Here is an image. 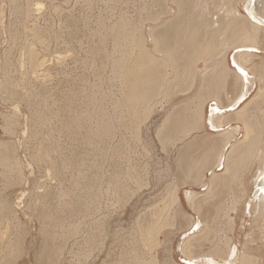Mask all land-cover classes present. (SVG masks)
Masks as SVG:
<instances>
[{
  "label": "bare ground",
  "instance_id": "6f19581e",
  "mask_svg": "<svg viewBox=\"0 0 264 264\" xmlns=\"http://www.w3.org/2000/svg\"><path fill=\"white\" fill-rule=\"evenodd\" d=\"M12 1L11 14L15 20L6 22L11 45L0 61V90L6 93V96L2 94V98L18 101L28 110V136L36 141L42 139L35 141V154H30L31 161L33 159L40 170L48 165L42 174L44 179H52L51 170L67 169L70 178H74L71 181L74 187L63 186V183L47 186L43 180L40 183L35 174L28 197L24 196L27 193L24 190L18 194L15 192L13 199L11 192L7 194L8 188L21 185L31 177L29 175H33L31 170L32 174L28 173L26 177L21 164L23 160L20 162L17 159V143L10 139L18 132L21 122L18 106H11V114L1 116L3 132L9 139H0V174L4 177L3 189L0 190V264H11L21 257H28L34 264H60L70 236L76 235L71 238L70 248L66 247L68 253L80 239V243L86 240L83 235H78L81 233L78 228L71 226L74 219H79L78 214L95 210L100 214L99 219L110 218L102 213L106 202L102 205L101 198L127 204L125 211L122 210L124 215H130V229L120 232L119 227L120 230L113 233L122 245L128 244L131 248L135 245L132 250L120 254L127 253L128 256L133 251L127 257L133 264H264V114L261 113L264 112V0H140L141 6L132 18L121 14L113 25L105 27L99 20L101 29L97 27L98 31L95 30L98 42L94 43L92 39L93 31V41H87L90 44L86 45L87 57H82L89 59L87 62L93 74L94 63L98 70L108 68L120 87L119 93H116L119 97L109 103L111 116L102 115L104 117L100 116L96 122V119L93 120L95 123L90 118L96 103L91 96L93 93L88 97L80 96V100L63 96L50 108L46 103L49 99L44 98V89L40 86L38 90L43 96L38 107L31 105L32 95L25 89L11 88V85L17 87L19 83L25 85L29 82L43 85L52 80L51 66L63 69L67 60V53H64L66 56L51 54L46 49L49 42L47 37L44 39L46 28L31 26L27 32L24 31V22H29L30 12H42V0ZM52 8L53 13L58 9L64 11L60 7ZM73 20L71 28L75 26ZM30 35L29 42H26V36ZM110 39L112 49L107 48ZM69 60L78 61L76 55ZM10 68L17 74L10 76ZM75 83V80L67 81L68 85ZM104 100L99 102L100 110L105 107ZM165 105L169 109L162 112L164 114L159 121L157 119L152 132L166 157L173 155L175 165L172 163V167H165L173 178L166 183L158 180L163 184V188L159 185L161 190L158 195L154 191L142 193L138 188L137 192L133 186L140 183L143 175H147L151 164L146 162L140 166L138 159L132 161L134 151L126 135L129 132L130 138L142 148L145 143L152 144V138L150 140L145 131V122L154 118ZM52 113L59 118L58 132L55 130L58 123L53 126L54 122L49 117L54 118ZM114 113H117L115 119ZM53 130L71 141L72 149L68 157L54 153L55 150L57 153L55 145H59L60 141L54 142ZM143 131L145 140L141 136ZM24 142L21 146L27 150V141ZM78 143L84 144L83 156L75 150ZM153 147L150 145L148 149ZM54 154L55 157H52ZM85 159H92L89 161L94 164L85 166ZM106 159L111 161L108 176L102 175V162ZM156 171L160 179L164 171L162 168ZM158 181L154 183L156 186ZM142 185L139 184V189ZM25 197L28 199L24 200ZM17 209H23V216L29 218L25 221L36 220L38 226L35 227L36 233L33 232L37 238L28 227L24 228ZM55 212H65L66 215H56ZM58 219H68L71 227L56 230L55 221ZM105 223L99 221L94 231L98 245L104 243L105 237L101 236L100 230ZM145 244L150 249H146ZM140 245L145 249L140 251ZM116 259L107 264H119Z\"/></svg>",
  "mask_w": 264,
  "mask_h": 264
},
{
  "label": "rangeland",
  "instance_id": "374dc122",
  "mask_svg": "<svg viewBox=\"0 0 264 264\" xmlns=\"http://www.w3.org/2000/svg\"><path fill=\"white\" fill-rule=\"evenodd\" d=\"M17 1V0H16ZM19 1V0H18ZM113 1V2H112ZM9 2H10V4H9ZM20 2H22V0H20ZM45 2V3H44ZM140 0H42V2H41V6H43L42 7V12L40 13V14H35V13H32V12H30V18H28V20H29V22L28 21H25L24 22V24H25V28H24V31H26L27 32V30H28V27L29 28H31V26L34 28V27H36V28H42L43 30H45V28H46V30H45V32H44V34H45V36H44V39H45V37H47V39H49V42L47 43V47H49V48H47L46 47V49H48V51L50 50V53L52 54L53 52V54H64V53H67V60H66V67H64L63 69H55V68H53L52 66H51V71L49 70V72H50V77L52 78V80L50 79V81H48V82H46L45 84H43V85H40V84H35V83H27V84H25V85H19V84H21V83H19L18 85H17V87H14V85H11V86H13V87H11L10 85V87L11 88H16L17 90H21V88H22V90H24L25 89V91H27V92H29L31 95H32V100H31V105L32 106H34V107H38V102H39V100L42 98L41 96H43V95H40L41 93L39 92V90L38 89H40V88H38L39 86L42 88V89H44V91H43V93H44V98L45 99H49L46 103H48L47 105H48V107H52L53 108V104L54 103H57L58 102V100H60V99H63V96H71V97H73L74 99H76V100H80L81 99V97H88V96H90L92 93L94 94H92L91 96L92 97H94L96 100H94V101H96V103L94 102V111H92L93 112V114H92V112H91V114H90V118L92 119V123H95L97 120H99L100 119V116H101V118L102 117H104L105 115H110L111 116V112H112V109H111V107H109L110 105H109V103H111L113 100H115V99H117L119 96H118V94H116V93H119V87H120V83L118 82V80L116 79V78H114V76H113V74H112V72L108 69V68H106V69H104V70H98V68L96 67V64L94 63V74H93V70H92V68L89 66L90 64L88 63L89 61V59L87 58V59H84V57L86 58L87 56V53H86V48H87V46H88V44H90L91 43V41H93L94 40V43H96V42H98V41H96L97 39H98V32L96 33L95 32V30H97L98 31V28L99 29H101V26L102 27H105V26H108V25H113L119 18H120V16H124V17H127V18H132V17H134V16H136L137 15V10H139V8L138 7H140L141 5H140ZM13 3V1L11 0H0V61L2 60L1 58H3V56L5 55L4 53H7V51H8V48H9V46L11 45V40H10V36H9V32H8V29L6 28V22H8V20H15V19H13V17L14 16H12V14H11V7H12V4ZM47 3V4H46ZM52 3V4H51ZM2 4V5H1ZM92 4V5H91ZM66 5V6H65ZM2 6V7H1ZM9 6V7H8ZM55 6L57 7V8H62L64 11H62V10H60L59 11V9H58V11H54L55 13H53V8L52 7H54L55 8ZM59 6V7H58ZM80 7V8H79ZM83 7V8H82ZM87 8V9H86ZM119 9V10H118ZM2 10V11H1ZM56 10V9H55ZM65 10H68L67 11V13L65 12ZM74 10V11H73ZM78 11V12H77ZM124 11V12H123ZM3 12V13H2ZM57 12H60V14L59 13H57ZM71 12L72 13H74V14H71ZM83 12V13H82ZM87 12V13H86ZM90 12V13H89ZM126 12V13H125ZM45 13H46V15H45ZM68 13L70 14V15H68ZM130 13V14H129ZM8 14V15H7ZM97 14V15H96ZM122 14V15H121ZM75 17H74V16ZM81 15V16H80ZM85 15V16H84ZM38 16H39V18H40V16H42L40 19H38ZM61 16V17H60ZM63 16V17H62ZM70 16V17H69ZM100 17V18H99ZM3 20H2V19ZM15 18V17H14ZM36 18V19H35ZM60 18V19H59ZM63 18V19H62ZM72 18V19H71ZM110 18V19H109ZM50 19L52 20V21H50ZM70 19V20H69ZM74 19V20H73ZM77 19V20H76ZM85 19V20H84ZM7 20V21H6ZM59 20V21H58ZM62 20V21H61ZM67 20H69V22L67 21ZM74 21V25L76 26H72V28H73V31H72V28L70 27L72 24L70 23L71 21ZM81 20V21H80ZM83 20V21H82ZM99 20H100V22L102 23L103 22V24H104V26H103V24L100 26L99 24H100V22H99ZM103 20H105V21H103ZM112 20V21H111ZM35 21V22H34ZM38 23H37V22ZM78 21H79V24H78ZM94 21V22H93ZM2 22V23H1ZM49 22V23H48ZM64 22V23H63ZM82 22V23H81ZM33 23V24H32ZM36 23H37V25H36ZM58 23H59V26H57L58 25ZM84 23V24H83ZM2 24L4 25L3 27H2ZM21 23H19V25H20ZM44 24V25H43ZM45 24H46V26H45ZM49 24V25H48ZM77 24V25H76ZM27 25V26H26ZM23 26V25H22ZM22 26H20V27H22ZM89 26V27H88ZM2 27V28H1ZM98 27V28H97ZM52 28V29H51ZM55 28V29H54ZM64 29H65V31H64ZM69 29L71 30V32H69ZM78 29V30H77ZM80 29V30H79ZM57 30V31H56ZM59 30V31H58ZM62 30H63V32H62ZM68 30V31H67ZM75 30H77V31H75ZM81 30H83V31H81ZM4 31V32H3ZM5 31H7V32H5ZM50 31V32H49ZM54 33H53V32ZM81 31V32H80ZM93 31H94V37L92 38V33H93ZM73 32L75 33V34H73ZM78 32L80 33V34H78ZM48 33V34H47ZM51 33V34H50ZM70 33V34H69ZM82 33V34H81ZM91 33V34H90ZM77 34V35H76ZM97 34V35H96ZM54 35V36H53ZM70 35V36H69ZM74 35H76V37H73ZM80 35V36H79ZM89 35V36H88ZM3 36H4V39H3ZM50 38H49V37ZM53 36V37H52ZM58 36V37H57ZM85 36V37H84ZM31 37V35L30 36H26V39H25V41L26 42H29V38ZM51 37H52V39H51ZM55 37V41L53 40V38ZM95 37H97V38H95ZM71 40H70V39ZM80 39V40H77V39ZM81 38H82V40H81ZM83 38H85V39H83ZM89 38V39H88ZM93 40H92V39ZM87 39V40H86ZM41 40V39H40ZM79 41H81L79 44H78V42ZM6 41H7V43H6ZM62 41V42H61ZM76 41V42H75ZM87 41H90V43H88ZM96 41V42H95ZM5 42V43H4ZM64 42V43H63ZM72 42V43H71ZM75 42V43H74ZM85 42H87V44L85 43ZM110 42H111V39L110 40H108L107 41V48L108 49H112V46H111V44H110ZM57 44V45H56ZM85 44V45H84ZM49 45V46H48ZM82 45V46H81ZM87 45V46H86ZM6 47V48H5ZM73 48V49H72ZM84 48V49H83ZM3 50V51H2ZM7 50V51H6ZM70 52V54H69V52ZM79 51V52H78ZM81 51V52H80ZM77 52V53H76ZM76 55L77 56V60L78 61H76L75 63L74 62H70V60H69V58H71L73 55ZM2 56V57H1ZM64 56H66L65 54H64ZM82 56H84V57H82ZM13 57H16L15 55L13 56ZM69 57V58H68ZM83 59V60H81V58ZM25 61H26V58H25ZM83 61V62H82ZM88 61V62H87ZM77 62H78V64H77ZM1 63V62H0ZM26 63V62H25ZM68 63V64H67ZM70 63V64H69ZM80 63V64H79ZM87 63H88V65H87ZM81 65V66H80ZM198 66H199V68H201L202 67V65L200 64V63H198L197 64ZM88 66V67H87ZM1 64H0V69H1ZM91 69H90V68ZM83 70H82V69ZM86 68V69H85ZM88 69V70H87ZM90 69V70H89ZM25 70H27V67H26V64H25ZM57 70H58V72H57ZM80 70H81V72H80ZM13 71V68H10V71H9V74H10V76H13V75H16L17 73H16V71L15 72H12ZM64 71V72H63ZM70 71V72H69ZM84 71V72H83ZM89 71V72H88ZM79 72V73H78ZM90 72L92 73V76L90 75ZM108 72V73H107ZM13 73V74H12ZM15 73V74H14ZM71 73V74H70ZM109 73H111V74H109ZM75 74V75H74ZM78 74V75H77ZM2 70H0V82H1V78H2ZM73 75V76H72ZM84 75V76H83ZM94 75V76H93ZM109 75V76H108ZM71 76V77H70ZM75 76V77H74ZM78 76V77H77ZM81 76V77H80ZM103 76V77H102ZM109 79H108V78ZM68 78V79H67ZM74 78H76V79H74ZM103 78V79H102ZM75 80V84H73V86L72 85H68L67 84V81H70V80ZM111 79V80H110ZM116 79V80H115ZM65 80H66V82H65ZM79 80V82H77ZM89 80V81H88ZM91 80V81H90ZM93 80V81H92ZM98 80V81H97ZM100 80V81H99ZM115 80V81H114ZM57 81V82H56ZM51 82V83H50ZM82 82V83H81ZM50 83V84H49ZM91 83V84H90ZM104 83V84H103ZM11 84H13V83H11ZM93 84H95L94 85V87H96L95 89H97V90H95L94 88H93ZM117 84V85H116ZM83 85H84V88H83ZM89 85V86H88ZM24 86H25V88H24ZM29 86V87H28ZM50 86H52V87H49ZM66 86V87H65ZM75 86V87H74ZM92 86V88L90 89V87ZM98 86V87H97ZM72 87V89L74 88V90L72 91V89H70ZM80 87H82V88H80ZM87 87H89V89H88V91H87ZM100 87V88H99ZM37 88V89H36ZM49 88V89H48ZM69 88V89H68ZM77 88H79V89H77ZM102 88V89H101ZM117 88H118V90H117ZM46 89V90H45ZM48 89V90H47ZM64 89V90H63ZM86 89V90H85ZM19 90V91H20ZM32 90H34V91H32ZM54 90V91H53ZM69 90V91H68ZM85 92H84V91ZM102 90H103V92L104 93H102ZM45 91H46V93H45ZM50 91H52V92H50ZM97 91V92H96ZM55 92V93H54ZM57 92V93H56ZM68 92V93H67ZM88 92H89V94H88ZM91 92V93H90ZM4 93V95L6 96V93L4 92V91H1L0 90V139H9L8 138V136L3 132V129H2V119H1V116H3V115H5V116H7V115H10L11 114V106H18L17 107V109H18V115L20 116V121L21 122H19V124H18V127H17V131L18 132H16L15 134H13L11 137H10V139H11V141H14L15 143H17V144H19V145H17L16 144V151H18V152H16V154H17V159L21 162V159L23 160L22 162H21V164H22V167L24 168V173H25V175H26V177L31 173L32 174V172H33V175H29V176H31V177H28L27 178V180L26 181H23L22 182V184L21 185H19V186H12V187H10V188H8L7 190H6V192H7V194H9L10 195V192L13 194H11L10 195V197H11V199H13V196H15L14 195V193L15 194H18L19 193V191L20 190H24L25 192H27V193H25V195L24 196H27L28 197V193H29V191H30V189L32 188V186L31 185H33V181H32V178L35 176V174H36V178L39 180V182L41 183V180H43V181H45V183H47V186H54V185H57L58 183L59 184H62L63 186H69V185H72V183H71V181H73L74 180V178H70V176H71V174H69V172L67 171V169H58L57 170V172H55V170L56 169H54V170H51V173H53V176H52V179L51 180H45L44 179V175H42V174H44V169H46L47 167H48V165L46 164L43 168L44 169H42L41 168V170L40 169H38V167L36 166V165H34L35 163H34V160L32 159V161H31V158H32V156L30 155L31 153L33 154V152H35V147H36V143H35V139H33L31 136H28V133H27V131H26V128H27V122H26V119H27V116L29 115V112H28V110L26 109V107L23 105V104H21L20 102H18V101H15V100H5V99H3L4 98V95L2 96V94ZM38 94V96H36L37 94ZM42 93V94H43ZM48 93V94H47ZM78 93H79V95H78ZM82 93V94H81ZM67 94V95H66ZM98 94V95H97ZM47 95V96H46ZM83 95V96H82ZM81 96V97H80ZM98 98H97V97ZM116 96V97H115ZM3 97V98H2ZM34 97H36V98H34ZM102 97H104L105 98V100H104V98H102ZM39 98V99H38ZM50 98H52V99H50ZM58 98V99H57ZM108 100H107V99ZM100 101H99V100ZM102 99V100H101ZM35 100H36V102H35ZM38 100V101H37ZM103 100H104V103H105V107H103L102 106V110H100L101 109V105H100V103L101 102H103ZM11 101H13V102H11ZM176 101V100H175ZM174 101V102H175ZM100 102V103H99ZM14 103V104H13ZM50 103H51V105H50ZM99 103V104H98ZM108 103V105H106ZM12 104V105H11ZM37 104V105H36ZM9 105V106H8ZM98 106V107H97ZM99 106H100V108H99ZM264 106V105H263ZM47 107V108H48ZM97 109H99V110H97ZM106 109V110H105ZM169 109V106L167 105H165L159 112H157L155 115H154V118H152V119H148L145 123H147V125H146V130L145 131H147L148 132V136L147 137H150V140H151V138H152V144H146L145 143V145L143 146V148H142V146L137 142V141H135L134 139H132V138H130V136H129V132H127V135H126V133H124V135H126V137H127V140H128V142H131L130 144H131V146H132V148H133V151H134V153L132 154L133 156H131V159H132V161H133V159H134V161L133 162H135L136 161V159H138V163H139V165L140 166H143L144 165V163H149V164H151V167H149V171L148 172H146L147 173V175L145 176V175H143L141 178H140V183H138V185H136V186H133V188H135V189H133V190H136L137 192H138V190L139 191H141L142 193L144 192V193H147V192H153L154 191V193H156L157 195L159 194L158 192L161 190V188L159 189V185L161 184L162 185V188H163V184L162 183H160L162 180V182L163 183H166L168 180L170 181L173 177H172V173H170V172H168V170H167V168L169 167V166H171V164L172 165H175L174 164V162H172V161H174L173 159H172V156L171 157H166V155H165V152L161 149V147L159 146V144H158V142H156V139H155V137H154V133L152 132L153 131V128H154V126H155V124H157L158 123V121L160 120V118H161V116L165 113V111H167ZM7 110V111H6ZM104 110V111H103ZM165 110V111H164ZM96 112V114H94ZM102 112H104V113H102ZM162 112H164V113H162ZM10 113V114H9ZM102 113V114H101ZM262 114H264V112L262 111L261 112ZM47 114L48 115H51V113L49 112V111H47ZM52 115H55V114H53L52 113ZM91 115H93V116H91ZM96 115V116H95ZM102 115H104V116H102ZM114 119L116 118V116H117V113L115 114L114 113ZM95 116V117H94ZM50 117V119H52V122H54V123H52V125L54 126V124H55V122L56 123H58V124H55L56 125V131L58 130L57 129V126H59V118L57 119V116L55 115V116H53L54 118H52L51 116H49ZM96 117H99V118H96ZM23 118V119H22ZM56 119V120H55ZM96 119V120H95ZM157 119H158V121H157ZM24 120V121H23ZM54 120V121H53ZM93 120H95V122L93 121ZM58 121V122H57ZM156 122V123H154V122ZM151 122V123H150ZM153 122V123H152ZM145 123H144V125H145ZM151 124V125H150ZM143 125V126H144ZM24 126H26V127H24ZM142 126V127H143ZM23 128H25V129H23ZM119 130H122L123 132H124V130L123 129H120V128H118ZM26 131V132H25ZM55 131V133H54V130L52 131V135H53V140H54V142H55V140H56V143H57V141L59 142V143H57V144H59V145H55V147H57L58 148V151H57V153H56V150H55V154L57 155V156H63V157H68L69 156V154H70V150L72 149V145H71V141L68 139V141H67V137H65L64 136V134H61V133H57ZM21 132V133H20ZM23 132H25V133H23ZM126 132V131H125ZM144 132V131H143ZM41 133V132H40ZM44 133V132H43ZM43 133L41 134V137L43 136ZM21 134V135H20ZM60 134V137L58 136ZM144 134H145V132L144 133H142V138L144 139ZM22 135H24L25 137H22ZM16 136V137H15ZM27 136V137H26ZM129 136V137H128ZM32 139H31V138ZM45 137H46V135H45ZM146 137V138H147ZM23 139V140H21V139ZM55 138V139H54ZM60 138V139H59ZM63 138V139H62ZM130 140H129V139ZM19 140H21V142L19 141ZM33 140V141H32ZM42 139L41 138H39L36 142H39V141H41ZM145 140V139H144ZM146 140H148V138L146 139ZM149 140V141H150ZM19 141V142H18ZM26 142L27 141V146H28V148H27V150H23V147L21 146V143L23 144V142ZM63 141H65V142H63ZM67 141V142H66ZM113 141H115V140H113ZM112 141V142H113ZM24 142V143H25ZM68 142H69V144H68ZM60 143H61V146H60ZM74 143V142H73ZM138 143V144H137ZM29 144H30V146H29ZM55 144V143H54ZM79 144L81 145V143H78V146L76 145V151L80 154V152L81 151H84L85 149H83V146L82 145H84V144H82L81 146H79ZM33 145H35L34 147H32ZM67 147H66V146ZM149 147L150 145H154V149L152 148H150V149H148V147ZM60 146V147H59ZM63 146V147H62ZM69 146H71V147H69ZM64 147H66V148H64ZM69 147V148H68ZM81 149H80V148ZM71 148V149H70ZM61 149V151H59ZM63 149H65L64 151H62ZM68 149V150H67ZM80 149V150H79ZM19 150H20V153H19ZM30 150V151H29ZM34 150V151H33ZM150 150V151H149ZM22 151V152H21ZM26 151V152H25ZM67 151V152H66ZM69 151V152H68ZM24 152V153H23ZM61 152H63V153H61ZM65 152V153H64ZM152 152H153V154H152ZM22 153V154H21ZM68 153V154H67ZM18 154H20V156L18 155ZM26 154V155H25ZM35 154V153H34ZM33 154V155H34ZM55 154L52 156V157H55ZM63 154V155H62ZM83 154V152H81V156H83L82 155ZM146 154V155H145ZM172 154H173V152H172ZM25 155V156H24ZM66 155V156H65ZM21 157V158H19V157ZM23 158H26V159H23ZM168 159V160H167ZM169 159H171V160H169ZM25 160V161H24ZM92 160V159H85L84 160V163H85V166L88 164V165H91V164H94V163H92V162H90V161ZM165 160V162H163ZM86 161V162H85ZM109 161V162H108ZM168 161L170 162V164L168 163ZM33 162V163H32ZM89 162V163H88ZM106 164H104V163ZM102 162V166H103V170L104 171H102V175H104V176H108L110 173V168H111V166H110V160H108V159H106V162H105V160ZM158 163V164H157ZM161 163V164H160ZM26 164H27V166L29 165V168L30 167H32L30 170H29V168L26 166ZM33 165V166H31V165ZM25 167H24V166ZM166 165H168V167L167 168H165L166 167ZM106 166V167H105ZM109 166V167H108ZM162 166V167H161ZM36 167H37V169H36ZM172 167V166H171ZM28 168V169H27ZM34 168V169H33ZM107 168V169H106ZM108 168H109V170H108ZM162 168V172L164 173V175L162 174L161 176H160V179H159V175L157 174L158 172L156 171V170H158V169H161ZM164 168L166 169V171L164 170ZM106 169V170H105ZM31 170H32V172H31ZM36 171V173H35V171ZM26 171V172H25ZM43 171V172H42ZM53 171V172H52ZM109 171V172H108ZM152 171V172H151ZM42 172V173H41ZM155 172H157V173H155ZM29 173V174H28ZM39 173H41L40 175H41V177H40V175H39ZM168 174V175H170L171 177H169L168 175V178H167V176L165 177V174ZM56 174V175H55ZM64 174H65V176H64ZM61 175V176H60ZM73 175V174H72ZM158 175V176H157ZM33 176V177H32ZM157 176V177H156ZM40 179H39V178ZM163 177H165V179H166V181H165V179L163 178ZM3 176L0 174V183L2 182V184H0V190H1V188H2V186H3ZM57 178V179H56ZM63 178H64V180H63ZM158 178V179H157ZM169 178H171V179H169ZM56 179V180H55ZM28 180H29V182H30V180H31V182H30V184H29V182H28ZM60 180V181H59ZM141 180H143V181H141ZM158 180H161L160 182L158 181ZM43 181H42V184H43ZM53 181V182H52ZM65 181H67V182H65ZM157 181H158V184H157V186L155 185L156 183H157ZM144 182V183H143ZM24 183V184H23ZM146 183V184H145ZM152 183V184H151ZM155 183V184H154ZM26 184V185H25ZM139 184H143L142 186H140V188L141 189H139ZM145 184V185H144ZM26 187H25V186ZM28 185V186H27ZM155 185V186H154ZM72 187H74L73 185H72ZM14 188H16V190L14 189ZM21 188V189H20ZM25 188V189H24ZM137 188H138V190H137ZM3 189V188H2ZM11 189H14V190H11ZM29 189V190H28ZM27 190V191H26ZM14 191V192H13ZM18 191V192H17ZM155 194V195H156ZM156 195V196H157ZM156 196H154V197H156ZM27 197H25V199L24 200H26V199H28ZM67 200H69V197H67L66 198ZM101 202H102V205H105L104 203L106 202V205H105V207L103 208V210H102V213H104L105 212V214L108 216V217H110L109 219H107V218H105V219H99V216H100V214L98 213V212H96L95 210H94V212L92 211V210H89L88 211V213L86 214V213H80V214H78L77 216L79 217V219L78 218H76V219H74L73 221L75 222H73V225H71L72 227H76V228H78V230L81 232L80 234H78V235H83V237H85L86 238V240L85 241H83V243H80L81 241H82V239H80L79 241L80 242H78L77 244H76V246L75 245H73L74 246V248L72 247L71 249H70V251H69V253H68V251H66L67 249H69L70 248V245L72 244V237H74V236H76V235H73V236H70L71 238H68V245L66 244V246H64V254H62L63 256H62V260H61V263L60 264H102L101 262H104V263H106L107 264V262L108 261H112L114 258L116 259V257H118V259H116V260H119L118 262H120L119 264H127V263H129V264H133V263H131V262H133V261H130V259H128L127 257H129V255H131V253L133 252V251H131V253L130 254H128V256H126L127 255V253L126 254H124V255H122L123 257H126L125 259L128 261H126V260H124L123 259V257L122 256H120V254L122 253V252H125V251H129V250H132L133 248H135L134 246L135 245H133V248H131V246L130 245H128V246H130L129 248H127L128 246L127 245H122L123 243L120 241H118V236H116V234L115 233H113V231L114 230H120V232L122 231V232H124V231H127L128 229H130L129 228V226H128V224H129V219H130V215H129V213H126V215H124V209H126L127 208V204H124L123 202V204L122 203H116L115 202V200L114 201H111L110 199H102L101 198ZM139 203L141 204L142 202L141 201H139ZM146 203H148V202H146ZM123 205V206H122ZM139 205V204H138ZM118 206V207H117ZM125 206H126V208H125ZM123 207V208H122ZM124 211H123V210ZM18 210V211H17ZM16 210V213H17V216L19 217V220L21 219L22 221H21V223H24L23 224V226H24V228H29V230L33 233V234H35L36 233V229H35V227L37 228V222H36V220H30V223L28 222V221H25V220H27V219H25V218H28V217H24L23 216V213H22V211H23V209H17ZM91 211V212H90ZM20 212V213H19ZM21 213H22V215H21ZM55 214L56 215H62V214H64V215H66L65 214V212H55ZM86 214V215H85ZM98 216H97V215ZM117 214V215H116ZM83 215V217H81ZM93 217H92V216ZM96 215V216H95ZM86 216H87V218H86ZM92 218H91V217ZM115 216V217H114ZM118 216H120V217H118ZM124 216V217H123ZM23 217H24V219H23ZM85 217V218H84ZM95 217V218H94ZM119 219H118V218ZM89 218H91V219H89ZM123 218V219H122ZM29 219V218H28ZM108 221H107V220ZM97 222H96V221ZM120 220V221H119ZM24 221V222H23ZM35 221V222H34ZM94 221V222H93ZM99 221L100 222H107V223H105L104 224V226H102V230H100V232H101V236H104L105 237V239L103 240L104 241V243L102 242V243H100L99 245H98V243L96 242V237H94V235H95V232H96V229H97V223H99ZM26 222V223H25ZM28 222V223H27ZM32 222H34V223H32ZM63 222H65L64 224H63ZM76 222H78L77 224H76ZM90 222H91V224H90ZM60 223V224H59ZM69 220L68 219H66V220H63V219H58V221L56 220L55 221V227H56V230H58V231H63V230H67L69 227H71L70 225H69ZM96 223V224H95ZM120 223V225L122 224V226H120V225H118ZM32 224V225H31ZM116 224V225H115ZM29 225H31V226H29ZM34 225V228L32 227ZM36 225V226H35ZM63 225V226H62ZM67 225H68V227H67ZM80 225V226H79ZM94 225V226H93ZM124 225V226H123ZM65 226V227H64ZM60 227V228H59ZM119 227H120V229H119ZM122 227V228H121ZM246 227H247V225H245V229H246ZM30 228H32V229H30ZM58 228V229H57ZM118 228V229H117ZM110 229H112L111 231H109ZM35 233H34V232ZM95 231V232H94ZM108 232V233H107ZM113 233V234H112ZM35 236H36V234H35ZM81 236H78V238H80ZM36 238H37V236H36ZM115 238V239H114ZM91 239V240H90ZM35 240V239H34ZM37 240V239H36ZM95 240V241H94ZM117 240V241H116ZM112 241H116L115 243L116 244H114V242H112ZM110 242H112L113 244H111ZM34 243H35V241H34ZM80 244V245H79ZM149 244V243H148ZM79 245V247L77 248V246ZM146 245V244H145ZM144 245V246H145ZM150 245V244H149ZM141 246V245H140ZM138 247V246H136V248L138 247L139 248V250L141 251V250H144L145 248L147 249V245H146V247L144 248V247ZM152 245H150V247H151ZM66 247H67V249H66ZM126 247V248H125ZM125 248V249H124ZM138 248H137V250H138ZM144 248V249H143ZM80 249V250H79ZM111 249V250H110ZM129 249V250H128ZM148 249H150L149 247H148ZM151 249H152V247H151ZM77 250V251H76ZM62 252V253H63ZM136 252V251H135ZM67 253V254H66ZM78 253V254H77ZM86 255V256H85ZM70 256V257H69ZM28 257H21V258H18V259H16V261H13V262H11V264H34V262H32V260L30 261L29 259H27ZM65 258H66V260H65ZM71 258V259H70ZM86 258V259H85ZM110 258V259H109ZM104 259V260H103ZM120 259L122 260V262L120 261ZM107 260V261H106ZM63 261V262H62ZM124 261H125V263H124ZM127 262V263H126ZM108 263H110V262H108ZM112 264V263H111ZM118 264V263H117Z\"/></svg>",
  "mask_w": 264,
  "mask_h": 264
},
{
  "label": "snow or ice",
  "instance_id": "6c2138e0",
  "mask_svg": "<svg viewBox=\"0 0 264 264\" xmlns=\"http://www.w3.org/2000/svg\"><path fill=\"white\" fill-rule=\"evenodd\" d=\"M262 191H264V189H262Z\"/></svg>",
  "mask_w": 264,
  "mask_h": 264
}]
</instances>
